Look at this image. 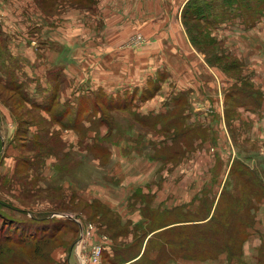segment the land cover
I'll use <instances>...</instances> for the list:
<instances>
[{
	"label": "rangeland",
	"instance_id": "obj_1",
	"mask_svg": "<svg viewBox=\"0 0 264 264\" xmlns=\"http://www.w3.org/2000/svg\"><path fill=\"white\" fill-rule=\"evenodd\" d=\"M221 2L207 8L212 20L223 13ZM160 10L137 0H0V229L14 221L68 224L67 214L81 221L79 236L67 229L59 242L12 245L15 255L7 251L0 264H22L18 254L27 264H68L77 237L73 251L83 264H114L117 250L124 256L143 250L131 264H264V245L253 256L209 258L214 244L192 239L189 223L148 233L151 223L140 207L146 217L164 215L168 222L203 218L212 201L209 218H221L238 204L239 190L248 191L255 168L264 171V151H257L264 146V36L250 30L259 23L244 17L207 26L211 34H200L199 45L188 33L193 49L186 51L183 37L167 38L174 12ZM224 26L231 28L217 30ZM124 73L149 82L150 90L160 77L159 89L143 99L145 91L117 88ZM97 89L117 96L97 103L91 97ZM125 104L129 109H116ZM66 110L65 122L80 127L57 122ZM94 201L119 217L121 227L107 230L99 213L91 221L97 210L87 203ZM249 215L254 227L256 214ZM183 235L196 248L193 255L202 246L206 258L173 251L171 238ZM75 258L73 252L70 264Z\"/></svg>",
	"mask_w": 264,
	"mask_h": 264
},
{
	"label": "trees",
	"instance_id": "obj_2",
	"mask_svg": "<svg viewBox=\"0 0 264 264\" xmlns=\"http://www.w3.org/2000/svg\"><path fill=\"white\" fill-rule=\"evenodd\" d=\"M213 1L209 2V0H188L185 5L186 6L185 11H184V17L186 18L185 24L187 26V31L189 33V36L192 42L195 43L196 45H199L202 43L200 34H206V33L211 34V29H209L207 26L214 28L215 25H218L226 20H235V19L243 20V18L248 17L249 14H251L252 16H256L259 13V11L262 8H264V0H246L245 2L243 0H222L221 4L224 8L223 13L221 14V16L212 20L211 16L207 13V8L210 7V5H212ZM230 6H231V10L228 11V8H230ZM244 8H247V9H244ZM209 11L211 10L209 9ZM192 21L195 22L194 25L197 31L195 30V27L191 25ZM201 22H203V24ZM244 22H246V19H244ZM260 22H264V18H262L258 23ZM198 29H200V31H198ZM210 41L214 44V41L212 40V36H210ZM201 50L208 54V52L205 49H201ZM220 56L225 57V55L217 54L218 59L220 58ZM213 57L216 58L215 55H213ZM225 65H226V68H230V66L227 63ZM160 81H161L160 77L154 81L155 87L152 90L148 88L150 84L148 86H144L141 88L139 87L126 88L125 87L123 89H133L134 88V89H138L139 91H145L142 97L140 95L138 96L139 98L141 97L143 99H149L150 97L154 95L156 91H158ZM143 88H145V90H140ZM96 91H98L99 94L98 95L97 93L94 95L92 94L93 96L91 97L93 98V100H96V101L98 100V98L99 99L103 98L104 103H106L108 96L113 97V98L117 96V95L115 96L116 91L114 93H109V92L106 93L102 89H97ZM146 92H148V95L146 94ZM135 96L136 95H134L133 98ZM119 99H121L123 102L126 98H119ZM89 100L90 98L86 99V101H89ZM133 100H134L133 104H136L134 108L138 107V104H140L139 101L137 99L136 100L133 99ZM179 100L180 99H175L173 100V103L177 104L179 103L178 102ZM97 103L99 102L97 101ZM109 103L111 104L112 101H110ZM51 106L52 105H46V107L52 109ZM116 109L124 111V110L129 109V106L126 104L124 106L117 105ZM166 111L168 112V109ZM68 112L70 111H67V110L65 112L62 111V113L57 114L54 118L57 120V122L61 123L64 127H67V128L80 127L79 124L75 122H72V123L65 122V118L69 114ZM77 117L78 115L76 116V119ZM1 146L2 145H0V152L2 151ZM21 159L24 163H26L27 165H30L31 163L30 158L23 157ZM237 171H238L239 176L244 173V169L240 167L237 168ZM16 172L17 173L20 172L18 167L16 169ZM248 182H247L248 191L239 190L238 204L236 206H233L232 207L233 209L229 210V212L225 213L224 216L221 218H218L217 215L215 216L213 215L211 218H209L210 213L212 211V205H213L212 201L208 208V212L206 216L203 218L193 217L191 219H188L185 216H183L177 219H173V220L171 219V221H168V222L166 221L167 219L166 217H164V215L160 216L156 220L146 217L145 208L143 209L142 207H140L142 212H144L145 222H146V219H148L151 223V226H150L151 230L148 233L151 232L154 235L158 232V230L162 228H165L168 226L172 228L173 226H176L174 224L189 223L188 225H192V226H188V228L193 230V232H195L194 236H192V239L197 240L200 244H204L203 247H205L207 244H214L215 251L209 258H213L217 256L218 254L220 255L227 254V259L228 258L233 259L235 257H238L241 253L242 254L244 253L243 252L244 243L247 240V238L250 236L251 230L254 228L253 226L250 225L251 219H250L249 211L252 210V212L256 214V211L258 209L257 203L262 201V199L264 198V190H263L264 187L262 183L258 180V177L255 178V174L251 175ZM137 194L138 192L135 193V195ZM87 205L97 210L94 214L88 215L91 221L95 222V220L98 219L95 217L96 213H99V216L101 217V219H99L98 222L101 225L106 224L107 230L113 229L115 226L121 227L119 217H117L110 209H107L106 207H104V205L100 201H94L92 203H87ZM175 207L177 208V206ZM171 208H173V205H171ZM181 209L182 208H180V211ZM19 211L23 212L24 210L19 209ZM32 214H35V213H32ZM66 220L69 221L68 224H70V226L67 223H64L63 221L54 222V225L51 224L52 226L50 224L49 226L44 225V227L37 226L38 225L37 223H32V222L28 223L25 221H19V222L14 221L13 225L10 227L8 226L7 230L0 229V258H2L3 256H6L8 254L7 251H10V250H11L12 256H14L16 251L13 250L12 245H15V244H30L31 243L33 245H36V243H40V242L41 243L45 242L46 244L48 243L50 244L53 241L59 242L60 238L58 237V234L63 233V231L67 229H68L67 230L68 232L71 231L72 233H75V234L77 233V235L79 236L80 226L78 222L75 219H70V217L66 218ZM138 225L139 226L144 225V219L140 221ZM215 225L221 228L223 232L220 233V232L213 231L210 228V226H215ZM186 227L187 225L184 226V228ZM114 233L117 235H120L124 233V229L122 228L121 230L115 231ZM77 239H75L70 244L68 253H70ZM189 240L190 238L186 237L185 235H183L181 238L180 237L171 238V247L173 251L181 252L184 256L191 258V259H198V258L201 259V257L206 258L207 251L203 249L202 246H199L198 248L200 249H197L193 255V250H195L196 248H192L190 246ZM213 242H216L217 245ZM37 247L41 248L40 245H37ZM116 252H117L116 259L118 257L119 258L113 261V263L115 262L114 264H124L125 262H128V261L130 262L140 255V252L137 253L135 256L134 255L124 256V254L119 253L118 250ZM16 256H18L22 264H27L26 262L27 260L23 259L22 256H20L19 254ZM49 261H46V264H54L53 261H50V262ZM135 261L136 260L132 262H135ZM131 263H128V264H131ZM32 264H36V263L33 262Z\"/></svg>",
	"mask_w": 264,
	"mask_h": 264
},
{
	"label": "crops",
	"instance_id": "obj_3",
	"mask_svg": "<svg viewBox=\"0 0 264 264\" xmlns=\"http://www.w3.org/2000/svg\"><path fill=\"white\" fill-rule=\"evenodd\" d=\"M187 1L188 0H137V5L138 6H141L143 4H145L146 6L158 5L159 7H161V10L159 11V13H162L164 11L170 12V9H171V11L174 12L175 16L171 15V23H172L171 24V32L168 33L167 38L170 36L171 37H178V35L183 37L185 39L184 45L186 47V51H191V49H193V46H192V44L188 38L189 36L187 35L188 34L187 28L185 30V27L183 26V23L181 20V10H182V8L185 7L184 5H186ZM141 13L143 14L142 11H141ZM178 14H180V15L178 16ZM248 18H250V20L253 22H259L262 18H264V8H262L259 11V13L257 14L256 17L253 18L251 15H249ZM174 26L177 27V31H178L177 33L173 30ZM226 28H229V27L224 26V28H222V29L219 28L217 30L223 31ZM248 30H249V28H248ZM250 30H254V32H261L264 36V22H260L257 25H253L250 28ZM159 37L163 38L161 36H159ZM186 37H187V39H186ZM163 43H164V39L163 40L160 39L157 41V46H159L160 48H163ZM123 75H126V76L123 79H121L120 86L117 88H125V87L131 88V86L141 88L145 85V84H142L141 82H138L136 79L137 76L134 77L135 75L129 76L128 73H124ZM125 80L126 81L129 80V81L126 83ZM148 85H149V82H147L146 86H148ZM127 86H129V87H127ZM107 92L112 93L111 91H107ZM2 113L4 116L5 112H2ZM263 113H264V111H263ZM7 114H8V112H7ZM9 119H11V117L8 118L7 122L9 121ZM13 122L14 121L12 119H11V121L8 122V126L11 128V130L9 129L8 132H13L15 130L16 126L13 127ZM262 123H264V117H263ZM1 128H2V125L0 124V129ZM2 148H3V145H2ZM261 150L264 151V146H261L260 150L258 149L257 151H261ZM250 157H252V156L250 155ZM255 169L257 171L258 180L262 183V185L264 187V171H262L261 169H259L257 167ZM252 197H254V196H252ZM171 205H174V204L172 203ZM139 221L140 220H138L137 222H139ZM79 239L81 240V238H79ZM79 239H77V241H79ZM74 245H73L70 253L67 254L68 264H70V262H71V255L73 252L76 255V258H75L76 263L79 264L78 263V259H79L81 264H83L80 256L77 254V252L73 251ZM263 245H264V198L258 204V209L256 211V223H255L254 228L251 230L250 236L247 238V240L244 243V253H246L248 256H253L255 254V252H257V254H258L259 248L262 247ZM142 252H143V250H142ZM142 252H140V255ZM132 261H134V260H132ZM132 261L125 262L124 264L131 263ZM76 263H74V264H76ZM71 264H73V263H71ZM87 264H89V261Z\"/></svg>",
	"mask_w": 264,
	"mask_h": 264
},
{
	"label": "water",
	"instance_id": "obj_4",
	"mask_svg": "<svg viewBox=\"0 0 264 264\" xmlns=\"http://www.w3.org/2000/svg\"><path fill=\"white\" fill-rule=\"evenodd\" d=\"M63 215H65V214H63ZM66 216L73 218V216H72V215H70V214H67ZM80 224H81V223H80Z\"/></svg>",
	"mask_w": 264,
	"mask_h": 264
},
{
	"label": "built area",
	"instance_id": "obj_5",
	"mask_svg": "<svg viewBox=\"0 0 264 264\" xmlns=\"http://www.w3.org/2000/svg\"><path fill=\"white\" fill-rule=\"evenodd\" d=\"M100 251H98L97 253H99Z\"/></svg>",
	"mask_w": 264,
	"mask_h": 264
}]
</instances>
